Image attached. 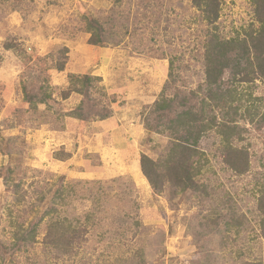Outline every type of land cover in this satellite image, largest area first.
Masks as SVG:
<instances>
[{
	"label": "rangeland",
	"instance_id": "374dc122",
	"mask_svg": "<svg viewBox=\"0 0 264 264\" xmlns=\"http://www.w3.org/2000/svg\"><path fill=\"white\" fill-rule=\"evenodd\" d=\"M253 15L251 0H222L218 32L226 39L241 36L257 25ZM88 17L102 24L103 44L88 43ZM204 30L191 0H0V147L3 138L12 139L9 155L0 149V167L22 168L13 179L24 182L27 200L43 193L49 198L60 183H69L75 195L60 214L81 220L87 212L94 215L74 256L45 260L37 244L30 255L37 264H93L135 250L144 252L147 264L264 262L256 209L264 123L237 116L251 154L243 174L223 164L217 135L202 138L207 161L198 179L211 196L154 193L140 170L141 154L157 159L169 142L145 125L154 126L146 110L161 94L169 58L176 57L177 80L168 95L181 96L204 81ZM69 74L100 76L93 85L108 98L92 85L85 108L115 100L109 117L69 115L83 99L75 92L64 96ZM237 87L244 105L253 102L254 119L260 118L264 86L255 81ZM43 91L45 102L31 107L26 98L37 102ZM5 198L10 200L0 179V202ZM4 224L0 219V234ZM26 260L21 256L18 264Z\"/></svg>",
	"mask_w": 264,
	"mask_h": 264
},
{
	"label": "trees",
	"instance_id": "16d2710c",
	"mask_svg": "<svg viewBox=\"0 0 264 264\" xmlns=\"http://www.w3.org/2000/svg\"><path fill=\"white\" fill-rule=\"evenodd\" d=\"M221 1L191 0L205 26L201 52L203 83L196 89L184 91L181 96L179 93L168 95L166 90L174 86L177 80L176 57H170L167 80L161 94L146 110L148 115L146 118L154 116V126L146 121V127H154L156 132L164 133L169 141L157 159L145 154L140 155V170L154 193L173 189L172 195L174 192H198L202 197L211 196L208 185L201 183L198 178L202 175L207 161L200 142L203 137L212 133L218 136L223 164L237 174L250 170L251 154L242 143L244 140L242 132L247 129L240 127L236 119L238 115L244 119L247 116L250 117V122L262 124L264 105L260 118L254 119L257 111L253 110V102L243 104V94H240L237 85H250L259 81L264 86V0H251L254 11L253 21L257 25L254 26L252 23L249 29L244 30L243 35L237 34L236 37L227 39L218 32L216 24ZM87 21L86 27L90 33L88 43L103 44L105 33L99 19L88 17ZM58 70H62V66H59ZM68 78L69 87L64 96L67 97L71 92L83 96L82 101L69 115L81 120H86L91 115L99 119L111 115L109 102L115 100L109 99L107 103L97 101L101 104L100 108L97 107V102H93L88 109L85 108L84 101H90L88 88L94 81L99 82L100 76L69 74ZM92 88L101 98H108L103 87L93 85ZM48 96V93L43 91L42 98L37 102L30 96L26 100L31 107H35L36 103L45 102ZM249 98H251L250 94ZM261 100L264 101V97ZM11 140V138L2 139L3 148L0 149L5 155L10 154ZM260 164L263 169L260 172L261 180L259 178L256 180L258 191L256 209L259 215L257 221L259 236L264 239V162ZM21 169L20 166L0 167V179L5 196L10 198L0 202V206L3 207L0 219L5 223L2 225L3 233L0 234V264H18L21 256L27 259L26 264H37L30 257L31 251H35L37 244H40L45 260L51 257L65 262V259L75 255L85 241L87 224L94 215L87 212L81 220L60 214V211L71 203L70 196L75 195L72 186L65 182L50 191L49 198H46L41 191L43 195L39 199L27 200L24 182L21 179H13V175L20 173ZM236 251L240 253V249ZM45 262L53 264L51 261ZM93 264H147V262L144 252L135 250L130 255L114 256V259L107 258L103 262ZM240 264H264V262L241 258Z\"/></svg>",
	"mask_w": 264,
	"mask_h": 264
}]
</instances>
